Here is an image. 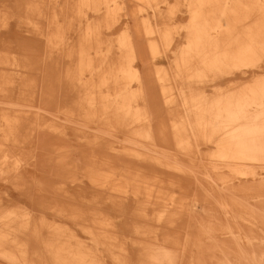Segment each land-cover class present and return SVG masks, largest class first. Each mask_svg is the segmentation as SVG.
<instances>
[{
    "label": "rangeland",
    "instance_id": "1",
    "mask_svg": "<svg viewBox=\"0 0 264 264\" xmlns=\"http://www.w3.org/2000/svg\"><path fill=\"white\" fill-rule=\"evenodd\" d=\"M189 1L0 0V209L20 219L29 242L0 243V264H59L45 246L52 239L78 244L100 264H144L145 246L169 256L152 264L233 260L237 246L210 239L231 236L217 225L232 213L215 186L239 167L262 173L264 155L223 159L204 134L178 129L193 119L183 101L190 94L243 98L248 114L241 121L255 110L263 115V93L248 90L264 79V35L255 52L232 56L235 65L181 83L174 62L186 42ZM124 32L143 89L132 104L139 108L128 110L102 98L119 91L114 77L138 86L119 70L130 56ZM158 73L167 76L171 102ZM256 133L251 137L264 146V132Z\"/></svg>",
    "mask_w": 264,
    "mask_h": 264
},
{
    "label": "bare ground",
    "instance_id": "2",
    "mask_svg": "<svg viewBox=\"0 0 264 264\" xmlns=\"http://www.w3.org/2000/svg\"><path fill=\"white\" fill-rule=\"evenodd\" d=\"M188 5L190 21L186 26V42L179 49L174 62V77H177L181 83L203 80L209 75V71H218L222 65L228 62H231L230 65H235L232 62V56L238 58L240 55L250 54L257 50L254 49V44L257 46L264 35V0H190ZM109 9L110 6L107 7V10ZM233 13L234 16H232ZM229 21H233L234 24ZM160 31L163 41L167 43L171 34L169 27L164 26ZM152 32L153 30L149 29L148 33ZM121 36V40L126 45L123 50H126L130 56H127L126 63L119 64V70L130 80L136 81L138 86L135 90H131L127 86L128 81H119L114 77L113 82L120 85L119 91L114 95L106 93L102 98L107 101L114 100L118 102V108L128 110L138 107V103L136 106L132 104L139 101L140 98L143 99L141 96L143 89L139 71L130 66L135 58L132 39L128 32L122 33ZM151 51L153 53L158 51L156 43L151 45ZM79 67L83 68L84 64H80ZM158 74L164 97L168 102H171V95L167 94L170 91L167 76L163 73ZM108 82V78H102L98 83L107 85ZM93 86L91 85V87ZM257 91L260 92V95L261 93L264 95V79L255 80L254 87L248 90V92L254 93ZM245 94L249 95L247 92ZM258 95L255 94V96ZM232 96L233 98L221 95L217 99L209 100L203 94L184 96L186 110H189L193 119L182 121L181 123H185L189 127L182 126L178 131L190 130L204 134L207 140L214 141L217 146V150L213 154L223 159H246L245 157L264 155L262 152L264 146L256 143L255 138L251 137V135L256 136V132H264L258 126L264 125V122L259 120L262 117L264 119V108H261L263 115L255 113L257 112L255 110L253 117L241 121L248 114L247 103L239 96ZM255 96L253 95L254 100ZM90 98L89 94L88 99ZM193 125H195L194 128ZM232 171L234 176L222 180L215 186V190L220 193L219 197L229 198V200L220 198V204L226 208L225 213H232L223 221L219 220L217 225L219 229L225 230L231 236L221 238L220 242L215 237L210 239L215 244L238 247L235 254L231 256L233 262L230 258H226L227 264H264V171L257 174L249 166L239 167ZM251 197L257 198V200L253 202L248 200ZM238 198L242 199L238 201ZM19 220L15 214L0 209V243L18 247L24 245L26 248L29 242L24 239L23 230L18 228ZM239 227L254 230L256 235L249 237L247 234L249 230L239 229ZM233 228H236L235 231L238 232L232 230ZM34 233L37 234V231ZM45 246L50 247L48 250L51 258L59 264H100L98 260L84 253L81 246L69 241L52 239L46 241ZM256 247L260 248V251L249 256L248 253L254 252ZM2 249L0 247V252ZM144 249L140 254V259L144 261V264H152L169 258L162 248L155 249L145 246ZM6 254L8 253L6 252ZM9 256L12 258V255L9 254ZM210 258V256L207 257L206 264L211 263Z\"/></svg>",
    "mask_w": 264,
    "mask_h": 264
}]
</instances>
